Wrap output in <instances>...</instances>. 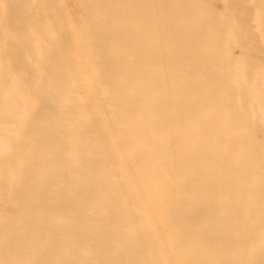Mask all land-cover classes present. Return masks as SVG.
Returning <instances> with one entry per match:
<instances>
[{
	"label": "bare ground",
	"instance_id": "obj_1",
	"mask_svg": "<svg viewBox=\"0 0 264 264\" xmlns=\"http://www.w3.org/2000/svg\"><path fill=\"white\" fill-rule=\"evenodd\" d=\"M0 264H264V0H0Z\"/></svg>",
	"mask_w": 264,
	"mask_h": 264
},
{
	"label": "rangeland",
	"instance_id": "obj_2",
	"mask_svg": "<svg viewBox=\"0 0 264 264\" xmlns=\"http://www.w3.org/2000/svg\"><path fill=\"white\" fill-rule=\"evenodd\" d=\"M233 53H234L235 55H237V54H238V50H237V49H234Z\"/></svg>",
	"mask_w": 264,
	"mask_h": 264
}]
</instances>
